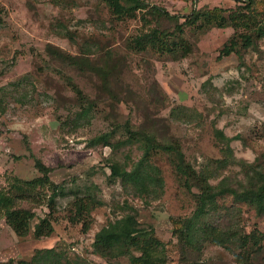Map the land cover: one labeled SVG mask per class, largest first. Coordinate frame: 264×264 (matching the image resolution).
<instances>
[{"label": "rangeland", "instance_id": "obj_1", "mask_svg": "<svg viewBox=\"0 0 264 264\" xmlns=\"http://www.w3.org/2000/svg\"><path fill=\"white\" fill-rule=\"evenodd\" d=\"M144 2L164 7L180 23L194 9H223L226 16L241 4ZM257 8L264 11V0ZM142 13L138 9L135 16L118 19L105 0H0V89L28 94L24 101L3 96L0 106V191L15 195L24 191L16 207L35 213L26 236L16 234L0 215V264L29 262L37 250L48 248L61 254L64 264H129V256H102L94 245L96 233L125 214L136 217L133 236L163 243L164 264H264L260 253L213 243L205 244L200 253L183 252L175 229L193 216L198 191L194 181L188 188L161 154L153 162L161 170L163 189L146 201L119 179L109 180L114 160L130 168L142 150L136 145L115 150L102 143L91 145L92 138L129 121L154 130L161 140L174 141L197 169L210 161L214 168L224 157L215 129L232 138L235 158L253 162L264 153V36L254 46L240 44L239 51L225 56L221 50L235 33L233 26L185 25L184 42L177 47L185 55L175 59L169 51L150 45L146 50L131 46L144 29ZM173 22H156L145 30L172 29ZM52 47L72 56L85 55L93 66L113 72L104 76L93 68L79 69L53 56ZM108 56L111 60H106ZM79 96L94 100L95 106L90 120L75 126ZM121 131L117 136L123 135ZM39 162L50 169V183L22 184L44 175ZM241 168L231 158L212 182L241 177ZM52 182L60 192L49 204ZM86 192L95 201L91 210L79 215L73 202L76 196L89 198ZM217 206L241 208L238 220L244 233L264 232V216H257L247 202L226 195ZM46 216L52 218L54 231L36 237L35 225Z\"/></svg>", "mask_w": 264, "mask_h": 264}, {"label": "trees", "instance_id": "obj_2", "mask_svg": "<svg viewBox=\"0 0 264 264\" xmlns=\"http://www.w3.org/2000/svg\"><path fill=\"white\" fill-rule=\"evenodd\" d=\"M105 1L113 16L118 19L135 16L138 9L142 10L141 19L144 23V29L133 38L131 46L134 45L139 50H146L150 45L162 52L169 51L175 59L185 55L177 48L184 42L185 25L201 23V25L213 24L218 27L233 26L235 33L221 50V54L225 56L239 51L238 46L240 44L246 48L254 46L256 40L264 36V11L257 8L262 0H237L241 4L226 16L223 9H194L184 16L185 20L181 23L178 21V16L171 14L164 7L149 6L144 0ZM161 21H175L173 22L175 27L161 30L155 26L149 31L145 30L146 25L156 22L159 24ZM88 49H84V53H87ZM49 51L56 58L70 65H76L79 69L93 68L104 76L113 72L112 69L93 66L90 58L85 55L72 56L55 47L49 48ZM106 60H111V57H106ZM12 89L4 87L0 89V92L2 91L0 93V106L4 102L3 96H16L19 101H24L28 96L27 93H21L19 96V90ZM79 99L80 109L74 118L75 126L81 124L83 120L89 121L95 106V101L86 100L85 96H79ZM120 129H122L123 135L117 136ZM215 135L220 141L224 157L217 160L216 167L212 168L210 161L206 167L200 169L195 168L191 162L186 160L184 152L174 141L161 140L156 136L154 130H149L144 126H134L129 121L115 125L108 131L92 138L90 142L93 146L100 143L105 146L109 145L113 150L126 145H136L142 150L141 157L131 164L130 168L126 166L127 163L123 164L114 160L110 164L109 180L119 179L126 189L145 198L146 201L157 198L163 189L164 181L161 170L153 162L161 154L167 156L177 175L185 181L184 184L188 188L191 189L192 184L190 182L194 181L193 185L197 187L198 191L195 193L197 204L193 216L186 217L182 222H179V227L175 229L183 252L195 250L200 253L205 244L213 243L231 249L232 246L239 247L240 250L252 251L255 255L260 253L264 258V232L251 230L244 233L238 220L241 215V208L226 206L224 210H221L217 206L219 198L229 195L237 201L250 204L257 216H264V153L261 157H256L253 162L235 158L231 147L232 138L221 129H215ZM231 158L242 165L241 177L225 176L213 183L212 180L219 178L220 169L224 168ZM38 166L44 175L36 180L24 181L22 184L35 187L37 183L41 185L50 183L47 175L50 169L41 162L38 163ZM233 180L236 182L234 183ZM51 185L53 186V194L49 198V204H54L55 195L60 190L58 184L52 182ZM20 188L21 186H18V189ZM87 193L85 194L89 198L76 196L77 199L75 203L73 202L75 209L77 207L76 213L79 215L93 207L95 197ZM21 196H24V191L16 195L10 191H0V215L5 216L16 234L26 236L30 232L31 221L35 217V213L30 209L16 207V202ZM136 226L137 220L134 214H125L115 221H109L95 235L96 251L102 256H129V264H164L166 254L163 243L147 236H133ZM53 231L52 218L46 216L35 225L34 234L36 237H44L51 235ZM249 256L251 255L248 253L245 257L248 259ZM77 262V264H85L84 261ZM21 263L64 264L63 256L54 248L37 250L29 262L22 261ZM67 263L69 264V262Z\"/></svg>", "mask_w": 264, "mask_h": 264}]
</instances>
